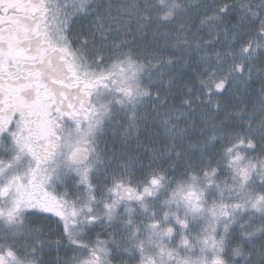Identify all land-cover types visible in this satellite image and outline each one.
Wrapping results in <instances>:
<instances>
[{
	"label": "snow or ice",
	"instance_id": "6c2138e0",
	"mask_svg": "<svg viewBox=\"0 0 264 264\" xmlns=\"http://www.w3.org/2000/svg\"><path fill=\"white\" fill-rule=\"evenodd\" d=\"M0 264H264V0H0Z\"/></svg>",
	"mask_w": 264,
	"mask_h": 264
}]
</instances>
